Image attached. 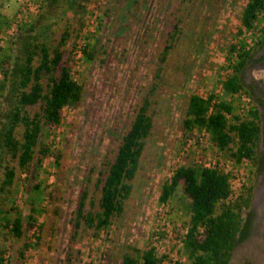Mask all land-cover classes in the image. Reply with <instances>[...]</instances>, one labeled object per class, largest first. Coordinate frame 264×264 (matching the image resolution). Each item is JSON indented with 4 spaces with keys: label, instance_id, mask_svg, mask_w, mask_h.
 <instances>
[{
    "label": "rangeland",
    "instance_id": "374dc122",
    "mask_svg": "<svg viewBox=\"0 0 264 264\" xmlns=\"http://www.w3.org/2000/svg\"><path fill=\"white\" fill-rule=\"evenodd\" d=\"M244 1L55 0L49 5L42 0L30 21L8 32L17 4L14 0H0V59L15 58L21 39L38 27L49 46L67 28L69 36L63 46V59L69 65L71 77L81 84L79 100L62 106L59 123L43 125L41 129L40 137L50 153L27 171L17 170L8 191L0 194V223L1 210H9L6 216L10 218L17 208L24 231L23 236L15 238L0 224L3 262L120 264L122 253L130 246L149 245L157 253L164 252L166 259H185L186 248L180 236L188 217L189 198L181 192L179 184L165 202H160L157 195L161 182L175 165L197 158L205 161L215 155L214 147L204 137L193 140L182 133L181 118L189 92L204 95L210 91L230 103L234 112L241 107L245 110L251 103L249 98L243 102L244 92H226L220 85L235 59L234 52L229 50L231 44L251 49L242 68L243 80L262 99L258 105L257 171L246 174L244 185L251 186V199L259 186L264 187V10L257 13L249 33L246 28L238 32ZM177 17L179 32L161 63V73L155 78L158 53ZM36 20L41 22L34 23ZM261 37L262 42L257 44ZM76 45L80 48L78 54L74 51ZM154 79L156 86L149 95L152 126L120 214L96 234L81 220L74 226L80 190H86V208L88 198L97 194L93 182L104 158L113 156ZM0 81L5 84L0 91L1 123L13 98L10 78L3 77L1 66ZM28 109L32 111L36 105ZM244 162L242 170L248 165ZM29 204L34 207L37 227L25 223ZM255 209L250 204L242 209V214L252 218L249 238L255 240L257 232L258 240L264 244V219L257 217ZM33 233L39 236L36 241ZM23 240L28 242L26 247H22ZM247 243L237 244L234 252L245 248ZM165 260L162 264H166ZM235 262L236 256L232 255L229 264Z\"/></svg>",
    "mask_w": 264,
    "mask_h": 264
},
{
    "label": "trees",
    "instance_id": "16d2710c",
    "mask_svg": "<svg viewBox=\"0 0 264 264\" xmlns=\"http://www.w3.org/2000/svg\"><path fill=\"white\" fill-rule=\"evenodd\" d=\"M46 1L49 5L55 2ZM261 10H264V0H245L237 31L251 28ZM179 21L180 18L177 17L166 32L165 41L157 56L155 78L161 73V63L177 37ZM37 22L39 21L34 23ZM262 33L264 35V28ZM68 36V29L63 28L56 42L49 46L38 27L35 32H28L21 39L20 52L15 58H9L8 61L0 59V64L6 63L0 65L2 75L10 78V89L13 91L10 106L0 123V194L8 191L17 170L27 171L30 165L39 164L41 158L50 153L48 145L40 137L43 125L58 124L62 106L76 103L80 98L81 84L71 77L69 65L63 59V46ZM263 37L257 40V44L262 42ZM229 50L234 52L235 59L229 64L230 70L221 79L220 85L226 92H244L249 97L251 103L246 113L232 111L230 103L210 91L204 95L191 91L183 109L181 128L182 133L188 137L204 128L208 132L209 144L236 162L245 159L248 163L247 174H250L255 171L258 162V105L262 104V99L243 80L242 68L250 57L251 49L248 46L237 48L235 44H231ZM82 51H85L84 48ZM87 54L90 56V52ZM155 86L154 79L137 105L129 126L122 133L113 156L104 158L102 169L93 182L98 190L97 194L95 198H88L86 208L84 202L87 193L85 188L80 190L74 226L81 220L92 228V234H96L107 228L112 218L120 214L131 189L130 179L137 168L145 137L152 126L149 95ZM4 87V82L0 81V91ZM32 105H36V109L30 111L28 107ZM55 157H58V153ZM178 184L181 192L189 198L188 217L180 236L186 254L185 259L174 257L169 263L226 264L236 241L248 232L249 218L242 214V209L249 204L251 186L242 184L237 195L228 199L226 172L203 162L186 161L175 165L170 175L161 182L157 199L165 202ZM35 185L33 184L37 187ZM33 209L29 204L25 223L27 226L37 227L39 224H35ZM13 210L14 214L10 218L6 216L9 210H1L0 224L11 236L19 238L24 235V231L19 210ZM33 235L36 241L39 236L37 233ZM27 245V240H23L22 247ZM3 249L0 246V264H7L3 262ZM19 255H22L20 250ZM165 259L166 254L162 251L157 253L153 245L143 248L130 246L129 250L122 253L120 264H162Z\"/></svg>",
    "mask_w": 264,
    "mask_h": 264
},
{
    "label": "built area",
    "instance_id": "2783aa9c",
    "mask_svg": "<svg viewBox=\"0 0 264 264\" xmlns=\"http://www.w3.org/2000/svg\"><path fill=\"white\" fill-rule=\"evenodd\" d=\"M41 1L42 0H14V2L17 4V11L15 15L11 18V21H9L7 31L8 32L16 31V29L20 25H22L25 22L30 21L31 17H33L32 15H35L37 13ZM247 30H248L247 32L249 33L250 28H247ZM246 41H249V38H247ZM79 50H80L79 46L76 45L74 51H76L78 54ZM229 70L230 68H228V71ZM241 98L243 99V102H245L248 100L249 97L246 95V96H241ZM247 107L248 106L245 107V110L244 108L241 107L240 111L236 113L245 114ZM196 131H198L197 134L195 133L194 136H189V137L187 136V138L188 139L192 138L193 140H195V139H201L202 137H204L207 140L208 132L204 128H201ZM214 151H215L214 152L215 155L212 158H208L205 161H201L199 158H197L196 161L203 162V164L208 165V166H215L217 167V169L226 172L227 187L229 189L227 198L232 199L237 195L242 184H244V179L247 174V167L244 170H242L241 167H242V163H245L244 162L245 159H242L240 162H236L232 157L226 156L224 152H222L221 150L215 147H214ZM169 260L170 258L166 259L165 263L170 264Z\"/></svg>",
    "mask_w": 264,
    "mask_h": 264
},
{
    "label": "flooded vegetation",
    "instance_id": "af4514ba",
    "mask_svg": "<svg viewBox=\"0 0 264 264\" xmlns=\"http://www.w3.org/2000/svg\"><path fill=\"white\" fill-rule=\"evenodd\" d=\"M257 171V168L255 169ZM254 197L249 200V204L246 208L250 206V204H253L255 206V214H257V217H262L264 219V187L263 185L259 186L257 191L254 192ZM251 196V195H250ZM251 216V215H250ZM249 218V225H248V232L247 234L236 241L234 246L232 247V252L230 253V259L227 261L226 264H229V261L231 260L232 255L236 256V262L234 264H264V244L262 243L259 238V233H255L254 236L256 237L255 240L249 238V232H250V220L252 218ZM256 217V216H255ZM247 241L245 248L238 250V252H234V248L237 244L240 242Z\"/></svg>",
    "mask_w": 264,
    "mask_h": 264
},
{
    "label": "water",
    "instance_id": "95a60500",
    "mask_svg": "<svg viewBox=\"0 0 264 264\" xmlns=\"http://www.w3.org/2000/svg\"><path fill=\"white\" fill-rule=\"evenodd\" d=\"M231 252H232V250H231ZM230 255H231V254H230ZM229 259H230V256H229ZM229 259H228V260H229Z\"/></svg>",
    "mask_w": 264,
    "mask_h": 264
}]
</instances>
